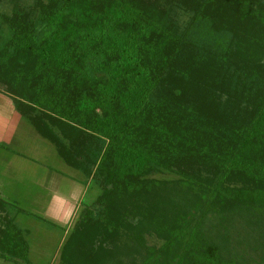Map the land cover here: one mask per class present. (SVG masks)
<instances>
[{
  "label": "trees",
  "instance_id": "16d2710c",
  "mask_svg": "<svg viewBox=\"0 0 264 264\" xmlns=\"http://www.w3.org/2000/svg\"><path fill=\"white\" fill-rule=\"evenodd\" d=\"M1 24L0 94L98 191L60 264H264V0H32Z\"/></svg>",
  "mask_w": 264,
  "mask_h": 264
},
{
  "label": "rangeland",
  "instance_id": "374dc122",
  "mask_svg": "<svg viewBox=\"0 0 264 264\" xmlns=\"http://www.w3.org/2000/svg\"><path fill=\"white\" fill-rule=\"evenodd\" d=\"M14 2L23 7L32 4V0H5L0 5V36L8 34L1 15L9 13ZM80 179L54 146L41 139L14 110L11 101L0 94V197L10 205V216L16 219L18 228L29 233L26 258L0 259V264H60L59 250L71 227L50 217L48 206L54 197L71 204L78 202L80 207L90 203L97 188L86 187L80 198L84 187L77 182Z\"/></svg>",
  "mask_w": 264,
  "mask_h": 264
},
{
  "label": "crops",
  "instance_id": "0c3cea01",
  "mask_svg": "<svg viewBox=\"0 0 264 264\" xmlns=\"http://www.w3.org/2000/svg\"><path fill=\"white\" fill-rule=\"evenodd\" d=\"M77 182L81 183L80 180H78ZM73 184L79 185V183H73ZM58 185L59 184L57 183L56 186ZM85 191H86V187L84 186L82 187L80 198L83 197V194L85 193ZM65 200L66 199L64 198L54 197L52 204L50 203V207L48 206V209H49L48 212H50L48 215L54 218V220L56 219L61 224L72 227L71 224L75 221L74 219L76 217V214L80 206L78 202L71 204V203H67V201Z\"/></svg>",
  "mask_w": 264,
  "mask_h": 264
}]
</instances>
